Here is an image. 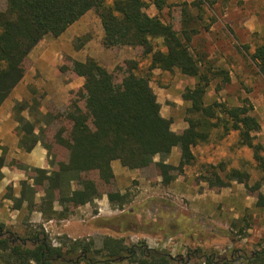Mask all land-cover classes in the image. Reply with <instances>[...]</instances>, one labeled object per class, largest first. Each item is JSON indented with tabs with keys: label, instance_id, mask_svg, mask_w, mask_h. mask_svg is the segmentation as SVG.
I'll return each mask as SVG.
<instances>
[{
	"label": "trees",
	"instance_id": "trees-1",
	"mask_svg": "<svg viewBox=\"0 0 264 264\" xmlns=\"http://www.w3.org/2000/svg\"><path fill=\"white\" fill-rule=\"evenodd\" d=\"M215 0H193L190 3L167 4V0H151L158 13L164 8L179 10L181 23L202 20L204 8ZM143 0H4L0 8V107L25 75V63L31 50L46 36L62 35L67 28L89 11H94L101 23V45L113 49L128 46L148 58L146 68L138 61H125L114 71H108L94 58L83 62L65 57L59 71L67 78L82 77V86L69 92L68 109L64 112L46 111L45 127L37 130L34 110L38 103L21 101L14 106L18 123L19 148L30 152L40 141L47 153L50 170L17 165L26 174L20 182V195L14 197L6 188L5 197L13 202V209L37 211L44 222L66 220L82 206L91 205L96 214L95 201L106 196L110 206L123 209L128 195L117 188L111 163L118 161L128 170L153 166L163 186L171 185L183 175L185 168L194 165L193 149L207 143L210 131L218 129L221 136L235 132L241 147L252 152V159L261 174V182L249 186V174L236 168L228 170L225 180L218 175L222 163L208 164L202 177L209 188L228 187L237 182L256 194V207H264V147L256 140L260 123L250 104L228 107L213 101L205 103L207 88L212 79L222 76L223 84L230 82L222 67H215L203 53L192 50V38L198 29L174 28L175 20L166 23L159 16H149ZM196 11L195 18L191 11ZM207 28V27H206ZM157 41H160L158 43ZM251 60L264 76V44L251 54ZM172 72L194 78L195 85L186 88L181 100L185 109L184 130H171L172 120L161 116L160 103L151 86L152 71ZM216 90L222 89L217 85ZM27 110L29 117L19 115ZM37 130V131H36ZM175 149L176 163L165 159ZM155 157L159 160L154 161ZM0 157V169L2 166ZM208 174V175H207ZM1 180V173H0ZM31 181V185H28ZM41 194L38 203L29 197ZM54 203L61 210L54 211ZM105 220V219H103ZM102 220V221H103ZM23 235L0 224V264H188L192 260L202 264H264V248L249 254L220 257L215 253L204 256L200 249L186 257L172 256L164 249L149 247L145 241L128 242L124 238L104 236L97 246L93 239H65L53 246L43 225L33 229L25 226Z\"/></svg>",
	"mask_w": 264,
	"mask_h": 264
},
{
	"label": "rangeland",
	"instance_id": "rangeland-1",
	"mask_svg": "<svg viewBox=\"0 0 264 264\" xmlns=\"http://www.w3.org/2000/svg\"><path fill=\"white\" fill-rule=\"evenodd\" d=\"M113 1L105 0V3L111 4ZM143 1L147 4L144 11L149 16L157 15L166 23H171L174 19L176 30L182 27L198 29V33L192 38V50L203 53L211 65L222 67L230 77V82L225 85L222 76L212 79L207 88L205 103L217 101L228 107L250 104L253 108L252 114L257 116L260 123V130L255 134L256 140L264 147V76L250 58V54L264 44V0H215L212 7L204 8L202 20L192 19L186 26L181 23L178 8L174 11L164 8L158 13L151 0ZM185 1L190 3L193 0H167V4ZM3 2L4 0H0V8ZM191 13L195 18L196 11L192 10ZM76 27L75 32L78 35L70 42L55 43L52 42V36H48V41L42 43L45 48L43 52L52 61L48 66L50 74H58L63 59L69 56L73 58L75 52L81 48L85 49L87 56H96L94 59L108 71H114L118 65L131 60L138 61L140 68L147 67L148 58L142 57L136 49L128 46L109 49L101 45L103 30L94 11L82 16ZM39 56L33 53L28 57L24 77L29 76L34 60ZM58 62L60 64L56 65ZM195 83L194 78L181 74L177 69L168 73L158 69L152 71L150 86L160 103L162 113L170 115L172 122H185V109L189 105L181 100V95ZM217 85H221L222 89L216 90ZM26 98L30 107H33L32 101H36L44 112H64L68 109V102L66 105L62 100L56 101L55 105L46 102L42 92L38 90L30 91ZM185 124L187 125L186 122ZM193 152L196 157L194 165L186 167L183 175L177 177L181 181L177 182L181 190L186 192L190 188L193 193L164 192L157 183V172L152 165L142 171L132 170L129 172L131 175L126 178L121 176L113 187L124 190L122 193L128 195L129 202L122 210L110 206V218H104L105 220L98 223V219L92 218L98 211L93 214L91 205L87 208L79 207L66 220L76 223L77 226L89 227L87 231L73 230L69 234H57L58 223H53L47 231L44 230L51 244L58 246L61 240L89 238L98 246L104 236H111L133 243L145 241L151 248L164 249L172 256L179 255L184 258L190 251L200 249L202 260L211 253L220 257H231L232 253L237 256L264 248V207L255 206L256 194L237 182H230L228 187L209 188L202 178L208 164L222 163L224 170H218V175L223 181H226V172L236 168L249 174L250 187L261 182V174L253 162L251 150L238 144L235 132L222 137L220 130L213 129L210 131L209 141L196 146ZM175 153L177 152L174 149ZM202 156L207 162H201ZM168 157V163L174 164L177 161L174 155ZM156 158L159 160V157ZM119 167L122 166L119 164ZM149 188L155 194L148 195L144 192V189ZM259 191L264 195L263 185ZM198 196H204L209 204L205 203L206 208L195 207L192 210L189 208L193 203L191 201L198 199ZM245 205H249V209ZM2 206L0 201V208ZM164 212L172 214L167 218L168 215ZM234 215L237 217L234 218ZM3 221L0 218V224L19 235L24 234L25 226L33 229L36 225H41L30 222L24 212L19 221L16 219L12 222L10 217L9 224ZM91 225L98 227L91 231ZM73 226L72 224L71 227ZM148 232H152L155 237L147 239L143 236ZM188 264L202 262L192 260ZM233 264L242 263L237 261Z\"/></svg>",
	"mask_w": 264,
	"mask_h": 264
},
{
	"label": "crops",
	"instance_id": "crops-1",
	"mask_svg": "<svg viewBox=\"0 0 264 264\" xmlns=\"http://www.w3.org/2000/svg\"><path fill=\"white\" fill-rule=\"evenodd\" d=\"M81 19V18H80ZM80 19L70 25L67 30L60 35L57 38H52V42L55 43H61L63 41H71L74 37H77V33L75 32L77 30V27ZM48 36L46 35L29 53L28 57H30L33 53L35 55H40L39 57L35 58V63L33 64V68L31 72L29 73V76L23 77L21 82L12 90L11 94L8 96V98L3 102V104L0 107V157H2V166L0 169L1 173V180H0V201L3 203V206L0 208V218H2L5 222V224H9L10 221H8V218L10 217L12 222H15L16 219L19 221L22 217L23 212L26 213V216L29 217L30 222L34 224H42L45 230L47 231V228L53 224L58 223L57 228V234H63L67 233L69 234L71 231H87L89 227L82 226V225H75L76 223H71L69 220H55L51 219L49 221L44 222L41 214L37 211H25L26 209V201L24 200L21 206V210L13 209V202L5 197L6 188L10 186L12 188V194L14 197H19L20 195V182L26 180V174L23 170L19 169L17 165H23L27 167H36L41 169L50 170L49 166V160L51 159V156L47 153L41 142L39 141L34 148L30 152H24L19 148L18 142H19V135L17 134V127L18 123L15 121V110L14 106L16 103H20L21 101H26L27 93L30 91H41L44 97V100L46 102L56 104V101L62 100L63 104H67L69 99V92L71 90H74L76 88H79L82 86L84 79L82 77H74V78H67L60 72L58 74L49 73L50 64L52 61L47 56V53H44V47L42 45L43 42L48 41ZM48 49V48H47ZM46 49V51H47ZM84 48H81L80 50L76 51L73 55V58L77 61L83 62L86 58H96L94 55H86L84 52ZM84 52V53H83ZM43 53V54H42ZM83 53V54H82ZM83 57V58H81ZM84 59V60H83ZM60 64L59 62L56 63ZM41 67V69L37 68ZM36 71H39V74H36ZM31 86V87H30ZM35 88V89H34ZM28 103V102H27ZM30 107V102L28 103ZM57 106V105H56ZM61 107V106H60ZM34 117L35 119H38L39 122L37 124V130L45 127L44 123V117L46 114V111L44 112L41 107H37L36 110H34ZM161 116L163 118L168 119L170 115H164L162 113V110L160 109ZM20 116H22L25 119H32V117H29L28 111L23 110L19 113ZM172 122L171 124V130L175 131L177 130H184L187 128V125L185 122ZM36 130V131H37ZM175 156L176 160H178V153L174 154V149L171 151L169 156ZM170 160L169 157L165 159V162L168 163ZM201 162H207L204 159V156L200 159ZM154 161H157V158H154ZM113 161L111 163V167L113 170L114 178L117 183V180L122 177L131 175L129 172H132V170H128L123 167H119V162ZM177 161H175L176 163ZM138 171V170H137ZM135 172V171H134ZM157 183L162 189H164V192H170L172 194H179L185 192L184 190H181V187H179V181L180 178H177L171 185L169 186H163L160 184V178L157 177ZM28 185H31V181L27 182ZM121 188V187H119ZM119 191L122 193L124 190L119 189ZM144 192L148 195H153L155 192H151V189H144ZM185 193H193L192 189H188ZM30 200L33 203H38L42 195L41 194H34L33 197H29ZM193 202L189 208L192 210L195 209V207H204L206 206L205 203L207 199L204 196H198V199H193ZM215 202V201H213ZM97 205V211L98 213L95 216H92L93 219L97 220L99 223L100 220L102 221L104 218H110L109 213L111 212L110 205L107 201L106 196H102L101 199L95 201ZM89 205H85L84 208H87ZM165 207V205L163 206ZM206 208V207H204ZM246 209H249V205H245ZM54 211L61 210V207L54 203L53 206ZM166 213L167 218L172 214L167 212ZM165 215V218H166ZM236 218L237 216H233ZM170 221H173L171 219ZM189 222V221H188ZM74 225L71 227V225ZM71 227V228H69ZM95 227L98 226H90L91 231H95ZM161 230V229H160ZM56 231V230H55ZM69 232V233H68ZM147 239H152L153 234L152 232H148L146 234H143Z\"/></svg>",
	"mask_w": 264,
	"mask_h": 264
}]
</instances>
